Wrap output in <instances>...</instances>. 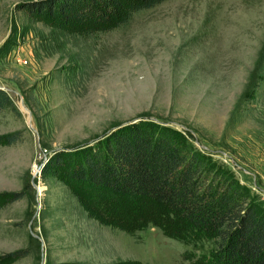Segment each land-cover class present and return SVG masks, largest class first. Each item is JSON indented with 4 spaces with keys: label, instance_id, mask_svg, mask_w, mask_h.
I'll list each match as a JSON object with an SVG mask.
<instances>
[{
    "label": "rangeland",
    "instance_id": "obj_1",
    "mask_svg": "<svg viewBox=\"0 0 264 264\" xmlns=\"http://www.w3.org/2000/svg\"><path fill=\"white\" fill-rule=\"evenodd\" d=\"M0 0V264H191L215 238L146 221L126 229L90 214L59 172L57 149L91 143L146 118L194 149L264 205V0H162L108 30L56 27ZM136 120V119H135ZM134 121V120H133ZM36 233L37 235L33 234Z\"/></svg>",
    "mask_w": 264,
    "mask_h": 264
},
{
    "label": "trees",
    "instance_id": "obj_2",
    "mask_svg": "<svg viewBox=\"0 0 264 264\" xmlns=\"http://www.w3.org/2000/svg\"><path fill=\"white\" fill-rule=\"evenodd\" d=\"M162 0H24L17 8L56 27L108 30ZM17 109L0 87V111ZM0 133V143L20 139ZM59 172L78 190L82 206L101 221L133 229L157 221L170 232L197 227L214 236L209 256L191 264H264V205L245 184L209 162L178 129L139 118L115 124L102 137L54 150L42 171ZM3 200L22 190L0 191ZM14 248L3 258L26 254ZM134 264H157L140 263Z\"/></svg>",
    "mask_w": 264,
    "mask_h": 264
},
{
    "label": "water",
    "instance_id": "obj_3",
    "mask_svg": "<svg viewBox=\"0 0 264 264\" xmlns=\"http://www.w3.org/2000/svg\"><path fill=\"white\" fill-rule=\"evenodd\" d=\"M0 87L3 88L1 85H0ZM135 119H137V118H133L132 121L135 120ZM124 123H126V122H122V123H120V124H124ZM33 234L37 235L36 233H33ZM37 236H38V235H37ZM40 264H41V263H40Z\"/></svg>",
    "mask_w": 264,
    "mask_h": 264
}]
</instances>
